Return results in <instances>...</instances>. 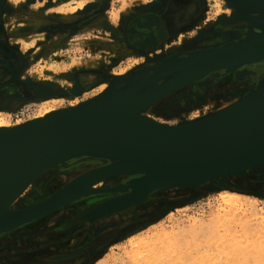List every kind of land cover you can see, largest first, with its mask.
<instances>
[{
  "label": "rangeland",
  "instance_id": "rangeland-1",
  "mask_svg": "<svg viewBox=\"0 0 264 264\" xmlns=\"http://www.w3.org/2000/svg\"><path fill=\"white\" fill-rule=\"evenodd\" d=\"M70 1L5 0L0 5V85H5V88L0 90V118L9 121L11 119V123L29 118L41 108L43 100L50 98L57 99L55 102L51 101L55 109L76 106L79 103H76L75 98L83 101L92 97L98 92L101 82H105L114 71L128 67L127 64H131L133 68L155 55L164 53L165 49L180 46L197 36H209V29H218L220 26L217 24L218 17L225 18L229 15L226 7L222 6L221 2L219 4L218 0H203L200 5L202 11L198 9L199 3L196 0H186V7L180 3L173 4L175 0H84L81 8L74 11L63 9V5ZM189 4L193 5V10L187 9ZM169 6L174 19L167 16L165 22L173 20V34L153 50L137 49L128 36L133 25L144 15H148L149 19L158 18L167 12ZM226 28L228 27L221 26V29ZM238 38L230 36L227 40ZM23 42L27 43V48L22 46ZM93 61H98L99 65H92ZM82 75H92L91 83L81 81ZM244 83H238V86H244ZM41 88L48 89L49 93H41ZM210 93L212 92H209L206 98L194 101L186 108V112L198 114L208 111L215 100V95ZM172 110L168 114L170 116L163 114L165 118H162V108L158 104L155 116L161 118L160 120L169 119L174 122L177 119L175 112L178 113L180 109L172 107ZM263 167L264 164L248 169L242 176L228 175L230 178H217L212 186L208 182L206 186L198 187L199 189L170 188L159 191L139 205L93 219L81 218L88 206L99 205L121 192L111 190L82 197L83 199L62 206L50 215L38 219L39 221L35 220L0 233V264H146L147 260L151 261L150 264H182L183 261L184 264H191L193 255L200 256L194 246L184 247L188 252L182 261L177 258L167 259L163 249L165 247H160V243L156 244L160 247L156 257L159 258L160 251H163L164 256L158 261L152 255L145 256L146 248L143 249L142 259L132 260L131 253L132 250L135 252L136 241L144 238L150 240L157 231L170 232L179 226L188 227L193 222L207 223L216 213L228 212L230 207L222 201L220 194L226 191L238 192L244 197L247 195V198L241 201L242 205L247 204L245 201L254 202L255 197L253 206L256 212L264 217ZM43 177L44 175L41 179ZM63 177L57 176L56 183L59 184ZM237 178H240V181ZM256 180H263L259 181L263 184H253ZM36 181L38 180L33 181V184ZM31 190L29 186L25 193ZM103 194L113 196L105 197ZM20 201L22 200L17 201V206ZM119 212L121 214H118ZM224 231L220 230L219 233L223 234ZM190 234L187 239L173 243H178L180 248L185 243L187 246L192 242L194 244L195 238ZM263 262L261 264H264Z\"/></svg>",
  "mask_w": 264,
  "mask_h": 264
},
{
  "label": "water",
  "instance_id": "water-1",
  "mask_svg": "<svg viewBox=\"0 0 264 264\" xmlns=\"http://www.w3.org/2000/svg\"><path fill=\"white\" fill-rule=\"evenodd\" d=\"M238 6L231 16H219L217 19V24L228 28L246 23L244 37L230 40L228 47L155 55L133 67L128 74L115 79L107 91L104 90L76 106L57 109L52 117L0 135V155L24 147L67 145L83 156L108 158L111 163L101 167V170L111 167L113 158L130 159L142 167L140 175L134 177L133 185L90 189V185L76 188L74 184H67L36 207L11 211L6 218L0 219V233L31 223L92 194L111 190L123 192L121 196L89 206L81 218L93 219L139 205L149 196L167 190L170 186L173 188L172 184L179 183L176 180L184 176L207 174L182 184L188 189H195L215 181L217 178L210 174L212 172L250 164L262 158L242 173H227L241 176L248 169L263 165L264 102L249 131L238 142L233 141L231 134L218 138L210 125L202 128H178L175 125L162 126L156 121L146 119L138 124H125L101 112L102 104L117 105L119 94L129 95L125 98L126 104L133 102L137 92H142L139 93L140 97L136 96V104L139 101L138 106L144 107L157 103L181 88L198 83L213 72H236L242 67L264 61V14H260L261 17H250L240 12L241 6ZM148 17L144 15L141 19L146 20ZM139 22L140 20L136 21V26ZM253 86L264 93V75ZM121 87L129 89L124 92L117 91ZM65 160L54 162L64 163ZM52 164L53 161H45L33 165L10 193L9 202Z\"/></svg>",
  "mask_w": 264,
  "mask_h": 264
},
{
  "label": "bare ground",
  "instance_id": "bare-ground-1",
  "mask_svg": "<svg viewBox=\"0 0 264 264\" xmlns=\"http://www.w3.org/2000/svg\"><path fill=\"white\" fill-rule=\"evenodd\" d=\"M12 1H15V0H9V2H12ZM220 2L223 3L222 6L226 7V12L229 13L228 16H231L233 12L234 13L236 12L235 9L239 7L238 5L241 6L239 8V11L246 14L247 16L261 17L260 14L262 13L264 14V0H218L219 4ZM83 5H84V0H81V1L71 0L70 2L65 3L63 5V9L74 11L77 8H81ZM58 7L59 6H57V8ZM126 8H129V7H126ZM187 9L189 11L193 10V5L192 4L187 5ZM59 12L62 13L61 11ZM172 22L173 20L169 19V22H166V23L173 25ZM245 26H246V23H240V25H236L235 28L221 29V26H218L220 29L219 28L217 29V28L212 27L213 29H209V32H210V35L208 33L209 36H204L203 34V35L193 38L192 40L190 39V41H187V43L184 42L180 46H171L168 49L164 50V54L169 55L173 52H185L186 53L189 51L200 50V49L208 50V49L217 48V47H220V48L228 47L229 46L228 42L230 41V40H227L228 37L230 36L244 37L245 31H246ZM138 27H140V25H138ZM104 31H106V28ZM22 46L24 48H27L28 45L26 42H23ZM92 65H95V66L99 65L98 61H93ZM127 66L128 67L123 68L122 70L118 72L114 71L113 73H111V76L107 77L108 78V79L106 78L107 80L106 79L104 80L105 82H101L98 92H96L92 97L97 96L100 93H102L104 90H106L109 87L110 83H112L113 81H116L115 79L117 78L119 79L121 76L128 74L132 70V67H131V64L130 65L127 64ZM221 74H229L230 77L238 80V82H241V83L245 82L244 86L240 87L239 89L237 88L234 90H229L227 91L226 94H222V95L219 93L216 94V96H214L215 100H213V104L208 111H202V112L199 111L200 113L198 114H191V113L186 112V108L189 105H192L194 101L196 102L198 100H202L206 98L205 96H209L208 95L209 92L208 93L206 92L207 90H209L210 84L211 83L213 84V82H216ZM263 75H264V61L260 62L259 64H253L248 67H242L240 70H237L236 72L234 71L228 72V73H216V72L214 73L213 72L210 75H208L206 78H204L203 80H200L198 83L191 84L187 87L181 88L177 90L176 92L170 94L169 96L160 100L161 102L158 101L155 104H150L144 107L138 106L140 105L139 101H138V104H136L137 102L136 96L140 97L139 93H142V92H137L138 95L136 96L134 95L135 97H134L133 102L126 103V104H125L126 102L125 98L129 95L119 94L118 95L119 103L117 105L116 104H112V105L102 104L101 112L125 124H138V123L143 122V120L146 119V120L156 121L157 123H160L162 126L175 125L174 127H178V128H184V127L202 128V127L210 125V129H212V132L218 138H222L227 134H231L233 141L238 142L249 131L252 123L257 117L261 109V106L264 102V93H262V91L260 90H257L256 87L254 88L253 86L256 82H258V80L261 79ZM127 89L129 88L121 87V89L118 88L117 91L124 92ZM138 91H142V90L138 89ZM40 92L49 93V90L46 88H41ZM131 94H133V90ZM132 97L133 95L131 96V98ZM55 100L57 101V99H51V98L45 101L43 100L42 106H40L41 108L36 113H34V115L32 114L31 117L16 121L15 123H11L10 122L11 119L9 121L5 118H0V135L16 131L29 124L39 122L48 117H52V115H54L53 113H55L57 109L53 108V106L51 105V101L55 102ZM86 100H83V101H86ZM75 101L76 103L83 102V101H80L78 98H75ZM158 104L162 108V112H161L162 118H165L163 117V114H165V116L166 115L170 116L168 114L170 113V110H172V107H174V109H180L178 113L177 112H175L176 114L174 113L177 119L174 122H172V121H169V119L160 120L161 119L160 117H159L160 119L156 118L157 116H155V113H156L155 111H156V105ZM213 133H211L212 136H213ZM54 160H57V162L65 160V162L56 163L54 162ZM113 160L114 162L113 164H111V167L101 170L100 169L101 167L105 166L108 163H111L109 162L108 158H100V157L89 156V155L83 156L77 150L67 145H57V146H50V147H43V148L24 147V148H18V149L9 151L7 153L1 154L0 155V219L6 218L5 216H7V214H9L11 211L12 212L20 211L23 208L29 207V209H32L36 207L38 203L45 201V199L48 198L51 194L55 193L58 189L66 186L67 184H74V186H77L76 188H81L82 186L90 185L89 186L90 189L108 188L111 185H113L114 188H117L121 184L122 185L135 184L134 177H137L140 175L142 171V167L139 166L137 163H135L133 160L126 159V158H113ZM45 161H53L54 164H52L46 170L41 172L40 173L41 175L39 174L40 176L38 175L36 178H34L27 185L26 188H24L15 198H13L9 202L8 197L10 193L23 180V178L25 177V174L30 172L29 169L33 165L44 163ZM258 161L250 163V164H245L242 166L234 167L231 169L218 170L210 174L214 175L215 178H219V179L224 178L225 176H228L227 173L233 172V174H239V173H242L247 167H251L254 163H257ZM60 166L64 167V170H60L59 168ZM227 171H231V172H227ZM45 173H48V174H45ZM42 175H44L43 179H41ZM59 175H62L64 177H63V180L62 181L60 180L58 184L56 183V180H57V176ZM204 175H207V174H203V176L202 175H191V176L181 177L176 180V181H179V183H174L172 184V186L173 188H177V189H185L186 186H183L182 185L183 183L192 182L194 181V179H198L196 178L197 176L205 177ZM240 178L239 179L237 178L238 181H240ZM248 179H246L247 182H249ZM35 180H38V181L34 182L33 184V181ZM197 181L199 182V180ZM215 181L209 182L210 185L212 183L214 185ZM259 181H263V180H258V181L256 180L255 182L253 181L252 183L255 185L263 184V183H260ZM29 186H31L32 190L28 193H25L26 189ZM116 192H121V190L116 191ZM106 194H109V193H106ZM122 194L123 192H121L117 196H121ZM220 194L222 195L221 197L222 201L230 207L228 212L226 211L224 214L216 213L212 218L210 217L211 220L208 221L207 223H203V222L195 223L192 221L193 223L191 222L192 224L188 227L180 228L179 226L178 229L171 230L170 232L160 230V231L155 232V234L153 235L154 237L151 238L150 240H147L144 238L145 240L141 239L139 241H136L135 248H134L135 252H133L132 250L131 259L132 260L134 259L138 260L140 258L142 259V257L144 256L143 249L146 248L147 252L145 253V256L152 255L153 257H155V260L158 261L160 258L164 256V255L162 256V254L164 253L163 251H160L161 254L159 258L156 257L159 255V252L157 251V249L160 247H165L163 249L165 253L167 254L165 255L167 259L171 260L173 258H177L179 259V261H182V259L185 260V255L188 252V250H186L185 248H191L192 246H194L196 248V252L199 253L200 256L194 257L193 255L191 264H218V262L220 261L223 262L222 264H233V263L235 264H261V262L264 261V217L259 212H256V209L253 206V203L256 201L254 199L255 197L253 198L254 202L245 201V203L247 204L242 205L241 201L245 199L247 195L244 197L243 194H240L234 191H226ZM132 196H133V193H132ZM184 196L186 197V194ZM19 200H22V201H20L18 204L20 205L26 204L27 206L23 207L22 205V207H18L19 205L17 206L16 203ZM78 200H81V199H78ZM78 200H76L75 202H77ZM90 201L92 203V200ZM259 208L261 209L260 206ZM120 212L118 214H121ZM237 227H239L238 232L235 231ZM200 229L202 231H200ZM220 230H223V231L225 230V231L223 234H220L219 233ZM190 233H192V235L195 238L194 244H192L193 243L192 242L190 243L189 246H187L185 243V245L183 247L181 246V248H184L185 246L186 247L184 249H181L180 247H178L179 246L178 243H173L177 240L187 239V235H189ZM202 239H205V240L201 243H197V242H200ZM158 243H160L159 244L160 247L156 246V244ZM133 244L134 243H132V245ZM201 252L207 253V254H203ZM150 262H151L150 260H147V263L146 262L145 263L150 264ZM182 264H184V261Z\"/></svg>",
  "mask_w": 264,
  "mask_h": 264
},
{
  "label": "flooded vegetation",
  "instance_id": "flooded-vegetation-1",
  "mask_svg": "<svg viewBox=\"0 0 264 264\" xmlns=\"http://www.w3.org/2000/svg\"><path fill=\"white\" fill-rule=\"evenodd\" d=\"M5 0H0V5L4 2ZM177 1V2H176ZM197 3H199V10L202 11L200 5L203 4V0H196ZM196 1H194L196 3ZM193 2V3H194ZM182 4L183 6L186 5V0H175L173 4H177L179 5ZM172 4V3H171ZM186 7V6H185ZM169 17L171 19H174L173 16H171V6H169L167 8V12L166 13H163L162 15H159L158 18H152V19H149V17L143 21L141 18L139 19L140 22L138 25H140V27H138V25H133V28L131 30V33L128 35L130 40L135 43L136 45V48L141 50V51H144V50H150V49H155L157 47H159L165 40L169 39L170 36L173 34V29H174V26H167V23L165 22V18L166 17ZM167 17V18H168ZM193 18V17H192ZM152 21V22H151ZM165 27V28H163ZM165 29V30H164ZM148 48V49H147ZM227 76V77H226ZM93 76L92 75H89V76H84L82 75L80 77L81 81H84L85 83L86 82H89L90 79L92 78ZM222 78V79H221ZM91 82V81H90ZM89 82V83H90ZM209 83V82H208ZM234 83V84H232ZM238 83H241V82H238V80L236 79H233L232 77L229 76V74H221L220 77L217 79L216 82H213V84L211 83L210 84V88L209 90H207L206 93L208 92H212L210 93L211 95L214 94L216 96V94H226L227 91L229 90H234V89H237V88H240L242 87L239 86L238 87ZM249 83V82H248ZM224 85V86H223ZM228 85H231V86H228ZM244 85V84H243ZM5 85H0V90H2ZM223 88H222V87ZM214 88V89H213ZM221 88V89H220ZM226 88V89H225ZM229 88V89H228ZM13 89V88H12ZM204 89V88H203ZM224 89V90H223ZM18 90V89H17ZM217 90V91H215ZM60 170H64V167L60 166L59 167ZM63 168V169H62ZM45 174H48V173H45ZM47 177V176H46ZM44 178V177H43ZM42 178V179H43ZM52 178V176H51ZM119 195V194H118ZM108 197L112 196V195H107ZM117 196V195H115ZM106 197V196H105ZM33 201V200H32ZM31 201V202H32ZM20 205V204H19ZM23 207L24 206H27L26 204H21L19 207Z\"/></svg>",
  "mask_w": 264,
  "mask_h": 264
}]
</instances>
